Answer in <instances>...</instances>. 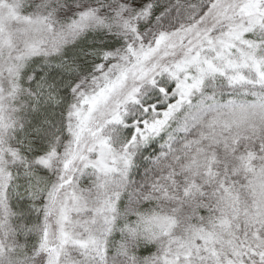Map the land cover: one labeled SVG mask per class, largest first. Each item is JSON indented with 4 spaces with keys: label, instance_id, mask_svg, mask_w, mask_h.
<instances>
[{
    "label": "snow or ice",
    "instance_id": "1",
    "mask_svg": "<svg viewBox=\"0 0 264 264\" xmlns=\"http://www.w3.org/2000/svg\"><path fill=\"white\" fill-rule=\"evenodd\" d=\"M0 264H264V0H0Z\"/></svg>",
    "mask_w": 264,
    "mask_h": 264
}]
</instances>
